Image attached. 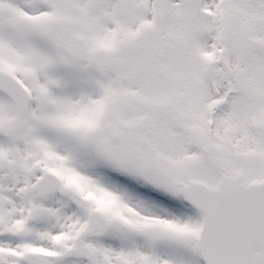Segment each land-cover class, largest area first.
Wrapping results in <instances>:
<instances>
[{
  "label": "snow or ice",
  "instance_id": "snow-or-ice-1",
  "mask_svg": "<svg viewBox=\"0 0 264 264\" xmlns=\"http://www.w3.org/2000/svg\"><path fill=\"white\" fill-rule=\"evenodd\" d=\"M0 264H264V0H0Z\"/></svg>",
  "mask_w": 264,
  "mask_h": 264
}]
</instances>
